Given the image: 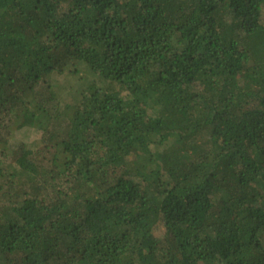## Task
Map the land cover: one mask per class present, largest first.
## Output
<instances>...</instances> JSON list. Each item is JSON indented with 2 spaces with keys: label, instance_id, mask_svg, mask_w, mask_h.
<instances>
[{
  "label": "trees",
  "instance_id": "16d2710c",
  "mask_svg": "<svg viewBox=\"0 0 264 264\" xmlns=\"http://www.w3.org/2000/svg\"><path fill=\"white\" fill-rule=\"evenodd\" d=\"M0 264H264V0H0Z\"/></svg>",
  "mask_w": 264,
  "mask_h": 264
},
{
  "label": "rangeland",
  "instance_id": "374dc122",
  "mask_svg": "<svg viewBox=\"0 0 264 264\" xmlns=\"http://www.w3.org/2000/svg\"><path fill=\"white\" fill-rule=\"evenodd\" d=\"M63 81L66 83L73 82L71 77H66L65 79H63ZM64 85L65 84L62 83L56 88V93L58 94V96H60L62 105H65L68 102L67 88ZM24 123H26V118L24 116L18 118L14 123L13 128L16 130V135L14 137L16 139L14 140H23L29 144L38 145V141H40L38 140V138L40 137L39 133H36L33 127H30L28 125H24L25 127H22V124Z\"/></svg>",
  "mask_w": 264,
  "mask_h": 264
}]
</instances>
